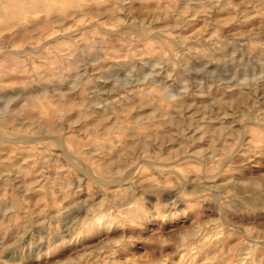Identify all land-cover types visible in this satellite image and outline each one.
Segmentation results:
<instances>
[{"label": "clouds", "instance_id": "1", "mask_svg": "<svg viewBox=\"0 0 264 264\" xmlns=\"http://www.w3.org/2000/svg\"><path fill=\"white\" fill-rule=\"evenodd\" d=\"M179 2L170 0L169 8ZM131 3L0 0V92L12 89L0 95V146L43 149L46 160L62 146L70 157L51 169L43 164L32 180L27 159L18 166L15 152L0 159V264H16L18 252L42 246L64 251L53 264H264V171L232 162L256 152L258 142L247 137L252 126H264V108L248 103L264 88V0H186L173 12L178 28L194 18L189 13L208 16L221 4L229 10L200 47L209 58L223 53L211 80L196 74L198 59L188 68L193 75L184 76L175 71L188 66L184 56L124 39L136 29L151 34L157 22L133 17L125 11ZM109 60L116 61L110 68ZM162 74L182 78L176 90L158 87ZM212 88L224 92L208 112L218 107L222 126L209 145L189 151L196 140L186 134L193 128L186 113ZM202 123L196 132H204ZM125 133L130 147L115 143ZM77 135L85 139L76 143ZM174 143L179 147L163 151ZM116 148L118 157L109 159ZM44 200L54 213L41 214ZM233 237L238 243L230 246Z\"/></svg>", "mask_w": 264, "mask_h": 264}, {"label": "rangeland", "instance_id": "2", "mask_svg": "<svg viewBox=\"0 0 264 264\" xmlns=\"http://www.w3.org/2000/svg\"><path fill=\"white\" fill-rule=\"evenodd\" d=\"M186 0H180L177 4L175 9L169 8L170 0H132L131 7L129 8L127 5L125 6V11L131 12L132 16L137 19H142L147 17L149 19L156 18V23L152 24L151 26V34L145 35L139 29L133 30L131 35L125 36L124 39H127L132 42L134 48H141L148 50L149 46L152 47V50L159 52L160 48H164L165 55H169L168 50L172 49L173 51L177 52L181 56H184V59L189 61V64L185 68H176V72H183L184 76H191L193 73L188 70L192 64L197 63V59L203 62V66L197 70L198 75L204 76L209 80L215 77V73L212 71L214 68L219 67L222 63V60H218L216 57L223 55V53H216L215 55L209 58V55L205 52L200 51L201 44L206 42L209 37L214 32V25L216 21L220 20H228L229 18V10H225L223 8V4L220 5L219 8H213L210 15L204 16L199 15L197 16L194 12L189 13L190 16L194 18L188 20L186 23H183L181 27L173 28L172 26L180 23V21L176 20L173 17V12H179L183 9ZM194 8L198 9V3H193L192 5ZM167 15V19H162ZM255 23V22H253ZM219 27V25H216ZM237 26L226 25L223 27V32L228 34ZM158 29H168V34L165 35L163 32H157ZM199 35V42H197L194 37ZM135 38V39H133ZM119 38L112 39V44L115 45L117 48L120 47L118 42ZM180 41L186 42V46L181 48L178 47V43ZM99 46V44L97 45ZM227 49H225L226 51ZM187 52V55H185ZM92 55L95 53H90L84 57L85 60H89ZM171 58V57H169ZM143 59L145 60H155L157 57L152 56H145ZM136 63H140V60H136ZM116 61L109 60L105 67L110 68L114 65ZM264 70V69H262ZM160 83L158 85L159 88H162L167 94L170 91H174L181 83L182 78H178L175 75L171 79H168L165 74H162L159 78ZM6 82H15V78H8ZM78 81H74L73 83H77ZM189 87L191 85H188ZM12 91V89H4L3 92H0V95H6L8 92ZM218 89L212 88L211 93L208 96H198L196 98L197 103L195 106L190 107L189 112L186 115L193 123V128L186 129L187 136H193L196 140L194 144H188L189 151H195L197 148L206 147L212 142V137L210 133L216 131L217 129L221 128V120L220 116V109L218 107L211 108V115L208 114L209 112V104L212 101L213 97L218 98ZM219 95H224V92L219 91ZM227 96H232L231 92L227 93ZM11 103V101H9ZM249 106L253 104L258 105L260 108H264V88L258 90L252 95V98L248 101ZM203 110V111H201ZM42 111L45 114H48V109L43 108ZM203 121L200 125L204 128V132H196L195 125L199 121ZM231 117L225 120L223 123L224 125L232 123ZM91 123V122H89ZM112 121L108 122V125L103 126L99 129L100 132H104L107 126H110ZM239 127V125H236ZM175 131V129H173ZM131 133H125L124 138L120 140H116L115 143L120 144L121 146L127 144L129 147L132 144V141L128 138ZM85 139L83 135H77L75 137L76 143H79ZM255 139L258 143L255 145L256 152L254 154L249 155H238L233 158V164L242 168L250 169L252 171H264V126H252L251 134L247 137V140L251 141ZM223 140L217 144V147H222ZM75 147V144L73 145ZM178 144H171L166 146L163 151L165 153L168 152L169 148L176 149L178 148ZM61 147L52 149V158L51 160H46L43 156L39 154L43 152V149H25V150H17L11 145H3L0 146V152L3 153L0 156V159H8L9 155L15 152V157L12 160L14 166L21 165L22 162L27 159L28 164L33 165L32 171L29 172L27 177L28 180H32V172L41 173L43 171V164H47L49 168H53L57 163L63 164L65 163L70 157L69 153L66 151L62 152ZM121 148H116L114 151L108 153V157L111 160H114L118 157ZM87 154V152L85 153ZM39 156V161L36 157ZM25 168L28 165H24ZM45 176H54V171H47L43 172ZM180 174L179 172L177 173ZM11 191V190H9ZM34 203L36 202V194H33ZM39 211L41 214H47L49 212H55L56 208H49L48 201L44 200L40 203ZM9 243L7 238H5V244ZM235 243H238V239L236 237L232 238V243L230 246H234ZM9 255L8 252H5V257ZM64 255V251L61 248H54L52 251H49L47 246H42V249H37L36 247H32L29 249H24L17 253L15 257L16 264H53V259L57 256ZM169 264H173L172 261H169ZM195 264H199V261H196Z\"/></svg>", "mask_w": 264, "mask_h": 264}]
</instances>
